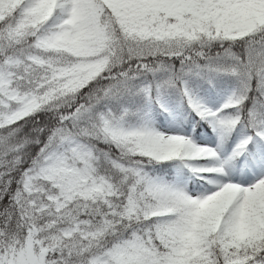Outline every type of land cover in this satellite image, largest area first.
Returning a JSON list of instances; mask_svg holds the SVG:
<instances>
[{
	"label": "snow or ice",
	"instance_id": "6c2138e0",
	"mask_svg": "<svg viewBox=\"0 0 264 264\" xmlns=\"http://www.w3.org/2000/svg\"><path fill=\"white\" fill-rule=\"evenodd\" d=\"M0 264H264V0H0Z\"/></svg>",
	"mask_w": 264,
	"mask_h": 264
}]
</instances>
